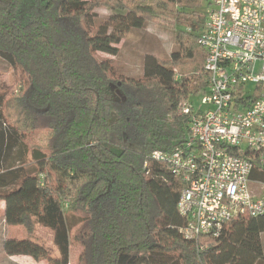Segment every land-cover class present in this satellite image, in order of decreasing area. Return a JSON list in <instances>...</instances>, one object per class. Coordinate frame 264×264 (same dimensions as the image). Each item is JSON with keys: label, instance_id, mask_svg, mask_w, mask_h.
<instances>
[{"label": "trees", "instance_id": "trees-1", "mask_svg": "<svg viewBox=\"0 0 264 264\" xmlns=\"http://www.w3.org/2000/svg\"><path fill=\"white\" fill-rule=\"evenodd\" d=\"M201 3L0 0V59L24 76L18 89L0 93L3 220L27 234L5 240V255L69 264L75 229L78 264H264V217L234 219L218 238L184 239L176 211L182 185L151 160L187 135L180 110L191 92L183 76L206 84ZM98 8L134 29L159 18L178 28L168 60L146 56L141 79L118 77L124 101L109 95L110 63L95 58L116 56L119 43L107 27L91 25ZM252 91L249 103L259 97ZM251 179L264 182V171L254 169ZM36 226L52 232L57 257L32 238Z\"/></svg>", "mask_w": 264, "mask_h": 264}, {"label": "built area", "instance_id": "built-area-1", "mask_svg": "<svg viewBox=\"0 0 264 264\" xmlns=\"http://www.w3.org/2000/svg\"><path fill=\"white\" fill-rule=\"evenodd\" d=\"M208 2L197 38L206 87L198 106L181 103L189 118L184 142L151 156L182 185L179 233L192 241L218 238L234 219L264 217V182L251 179L254 169L264 171V0ZM249 85L259 94L250 103Z\"/></svg>", "mask_w": 264, "mask_h": 264}, {"label": "rangeland", "instance_id": "rangeland-1", "mask_svg": "<svg viewBox=\"0 0 264 264\" xmlns=\"http://www.w3.org/2000/svg\"><path fill=\"white\" fill-rule=\"evenodd\" d=\"M149 2V0H146ZM208 0H202L199 7V13L204 14L208 7ZM94 16L91 19V25L94 27L104 26L108 28V33L119 40L118 44L113 45L117 49V55L111 56L104 53L95 54V58L100 61H108L113 68V77L110 81L112 86L109 87V95L118 96L119 92V79L139 80L142 77L143 62L146 56H155L160 60H168L172 51L175 50L174 38L178 31L174 23L166 19H154L146 22L142 28L134 29L128 25L120 23L114 12L98 8L93 11ZM65 26H69L64 22ZM176 71V70H174ZM190 76V77H189ZM180 78V76H178ZM183 77H188L187 86L191 94L188 99H192L195 106L199 105V98L197 97L204 91L206 84L201 82L196 74H188ZM24 76L20 74L19 70L13 69L6 62L0 59V93L6 92L15 84L18 89L20 80ZM183 79V78H182ZM253 88L254 85H249ZM195 89H198L195 91ZM116 93V94H115ZM120 93V92H119ZM37 141V140H36ZM253 190L258 189L256 185H251ZM1 219V210H0ZM2 230V231H1ZM71 231L69 238V264H78V256L80 246L73 239ZM0 232L5 239L8 236L11 239L26 238L27 234L21 226H8L5 223L0 225ZM0 236V239H1ZM32 238L39 244L43 245L52 256L57 257V250L52 244V232L41 226H36ZM262 243L264 249V234L262 235ZM4 255V256H3ZM162 261L163 259L160 258ZM168 261V260H167ZM6 262V256L1 251L0 243V264Z\"/></svg>", "mask_w": 264, "mask_h": 264}, {"label": "crops", "instance_id": "crops-1", "mask_svg": "<svg viewBox=\"0 0 264 264\" xmlns=\"http://www.w3.org/2000/svg\"><path fill=\"white\" fill-rule=\"evenodd\" d=\"M0 210H1L0 225H1L2 223H4V220H3L4 203L1 202V201H0ZM1 235H2V232H0V236ZM262 235H261V238H262ZM7 239H11V238L8 236L7 238L4 239L1 236L0 243H1V251H2V253H3V242L5 240H7ZM261 241H262V239H261ZM262 247H263V243H262ZM5 256H6V262H3V264H37V262H35L29 256H22V255H15V256H7V255H5ZM263 256H264V249H263Z\"/></svg>", "mask_w": 264, "mask_h": 264}, {"label": "water", "instance_id": "water-1", "mask_svg": "<svg viewBox=\"0 0 264 264\" xmlns=\"http://www.w3.org/2000/svg\"><path fill=\"white\" fill-rule=\"evenodd\" d=\"M117 95H118L119 97H121V94H120L119 92H117ZM123 100H124V98H123Z\"/></svg>", "mask_w": 264, "mask_h": 264}, {"label": "flooded vegetation", "instance_id": "flooded-vegetation-1", "mask_svg": "<svg viewBox=\"0 0 264 264\" xmlns=\"http://www.w3.org/2000/svg\"><path fill=\"white\" fill-rule=\"evenodd\" d=\"M119 97V96H118ZM120 98V97H119ZM121 100H123V98L121 97ZM124 101V100H123Z\"/></svg>", "mask_w": 264, "mask_h": 264}]
</instances>
